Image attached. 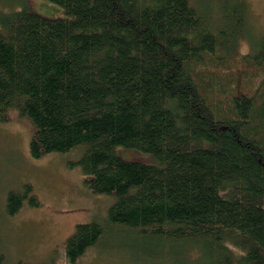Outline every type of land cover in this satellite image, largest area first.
Segmentation results:
<instances>
[{
    "label": "trees",
    "instance_id": "obj_1",
    "mask_svg": "<svg viewBox=\"0 0 264 264\" xmlns=\"http://www.w3.org/2000/svg\"><path fill=\"white\" fill-rule=\"evenodd\" d=\"M49 1L61 17L0 15V119L30 121L33 157L80 147L87 187L115 198L76 226L68 264L117 230L138 264H264V34L239 55L245 0Z\"/></svg>",
    "mask_w": 264,
    "mask_h": 264
},
{
    "label": "rangeland",
    "instance_id": "obj_2",
    "mask_svg": "<svg viewBox=\"0 0 264 264\" xmlns=\"http://www.w3.org/2000/svg\"><path fill=\"white\" fill-rule=\"evenodd\" d=\"M245 2L248 27L239 55L248 52L253 39L264 34V0ZM24 4L46 18H59L63 14L62 7L49 0H0V15L7 10L22 9ZM32 132L30 121L20 117L17 110L8 112V120L0 119V252L4 253V264H68L64 248L67 239L78 224L103 221L113 198L94 194L87 187V177L77 165L80 147L67 153L33 157L30 152ZM116 153L125 161L155 162L151 154L134 148L120 146ZM26 184L32 186V192L16 214H8L9 193L21 192ZM33 196L34 204L30 201ZM119 231L109 232V237L90 249L78 264H138L133 255L139 254L133 253L130 247L134 235ZM146 243H149L146 248L149 251L153 240L147 238ZM197 256L192 250L187 251L185 258ZM143 257V264H166L157 258L153 262L147 260L152 256L143 254Z\"/></svg>",
    "mask_w": 264,
    "mask_h": 264
},
{
    "label": "bare ground",
    "instance_id": "obj_3",
    "mask_svg": "<svg viewBox=\"0 0 264 264\" xmlns=\"http://www.w3.org/2000/svg\"><path fill=\"white\" fill-rule=\"evenodd\" d=\"M24 6L26 7V8H28V6L27 5H25L24 4ZM248 7V6H247ZM7 12L9 13V12H12V10H7ZM34 127H33V132H32V135H33V133H34ZM32 138V137H31ZM31 142V141H30ZM30 185V184H29ZM31 186V185H30ZM32 187V186H31ZM33 189V188H32ZM15 192H17V191H15ZM21 192H22V190H21ZM19 193V192H18ZM106 196H109V197H112L113 198V202L115 201V198L113 197V195H109V194H105ZM33 198H35L34 196H33ZM64 248H65V246H64ZM0 260H1V263L0 264H4V253L2 252H0ZM20 263H26V262H20ZM19 263V264H20ZM32 264V263H31Z\"/></svg>",
    "mask_w": 264,
    "mask_h": 264
}]
</instances>
